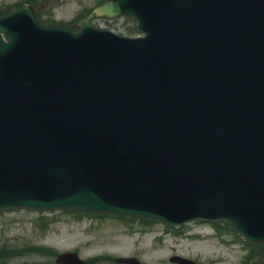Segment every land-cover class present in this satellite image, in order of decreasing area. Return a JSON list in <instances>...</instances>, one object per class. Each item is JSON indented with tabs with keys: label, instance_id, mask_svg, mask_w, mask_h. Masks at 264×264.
Listing matches in <instances>:
<instances>
[{
	"label": "water",
	"instance_id": "1",
	"mask_svg": "<svg viewBox=\"0 0 264 264\" xmlns=\"http://www.w3.org/2000/svg\"><path fill=\"white\" fill-rule=\"evenodd\" d=\"M78 26L0 15V210L223 219L264 241V0H106Z\"/></svg>",
	"mask_w": 264,
	"mask_h": 264
},
{
	"label": "rangeland",
	"instance_id": "2",
	"mask_svg": "<svg viewBox=\"0 0 264 264\" xmlns=\"http://www.w3.org/2000/svg\"><path fill=\"white\" fill-rule=\"evenodd\" d=\"M102 1L0 0V6L27 2L44 22L75 25ZM93 22L120 34L135 26L127 17H98ZM254 245L253 254L263 259L264 243ZM247 247L244 238L220 233L205 221L176 226L78 210L0 211V264H56V255L65 251H78L89 264H118L117 257H136L144 264H177L170 261L175 254L199 264H254Z\"/></svg>",
	"mask_w": 264,
	"mask_h": 264
},
{
	"label": "trees",
	"instance_id": "3",
	"mask_svg": "<svg viewBox=\"0 0 264 264\" xmlns=\"http://www.w3.org/2000/svg\"><path fill=\"white\" fill-rule=\"evenodd\" d=\"M216 225H224L222 227H228L229 229H232L231 226L228 223L222 224L220 222H216ZM254 246L255 245H253V247ZM254 257H256V261H255L254 264H257L260 260H261L260 264H264V258L262 259V255L261 254H256V255H254Z\"/></svg>",
	"mask_w": 264,
	"mask_h": 264
}]
</instances>
